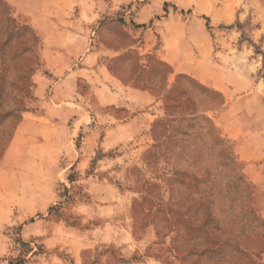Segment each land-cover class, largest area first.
<instances>
[{
    "label": "rangeland",
    "instance_id": "1",
    "mask_svg": "<svg viewBox=\"0 0 264 264\" xmlns=\"http://www.w3.org/2000/svg\"><path fill=\"white\" fill-rule=\"evenodd\" d=\"M85 1L55 71L0 0V264H264V0Z\"/></svg>",
    "mask_w": 264,
    "mask_h": 264
},
{
    "label": "crops",
    "instance_id": "2",
    "mask_svg": "<svg viewBox=\"0 0 264 264\" xmlns=\"http://www.w3.org/2000/svg\"><path fill=\"white\" fill-rule=\"evenodd\" d=\"M5 1L12 2V4L22 12H30L21 0ZM62 2L64 4L61 6L53 2L49 3V5L53 6L52 14H46V16L38 18L33 17L32 21L34 23L35 30L42 38L43 43L40 50L44 65L48 69L55 71L73 69L74 64L71 56L79 53L81 46L85 45V42H83V40H85L84 31L82 30V33H80V29L82 27L85 29V25L87 24L86 22L84 23L83 20H89L91 23L96 18L94 11L92 10L90 12L91 8L95 6V3L89 4V2L85 0H76L74 4L77 5L82 12L80 11L81 18H74L70 14V7L65 5L69 3V0H62ZM55 8H58V11L55 12ZM59 11H62L61 15L58 14ZM55 13L56 17L53 18ZM83 14H85V19L82 18ZM230 110L231 108L225 112L228 113ZM257 134L258 133L255 130H246L243 128L240 129V134L237 137H233L228 132H225V135L228 138L236 140V147L240 152L244 154H247L249 151L251 152L254 156L252 157V162H248L245 158L241 159L248 162L246 170L249 176L252 177V179L256 177L255 180L257 182H264V174L259 173L258 168H256L258 167V164L253 163L254 161H263L264 158V143L256 141ZM252 139L255 140L251 141ZM257 174H259V176H256ZM261 213L264 214V208L261 210Z\"/></svg>",
    "mask_w": 264,
    "mask_h": 264
}]
</instances>
